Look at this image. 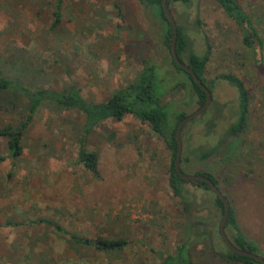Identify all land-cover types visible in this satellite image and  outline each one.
I'll return each instance as SVG.
<instances>
[{"label":"rangeland","instance_id":"obj_1","mask_svg":"<svg viewBox=\"0 0 264 264\" xmlns=\"http://www.w3.org/2000/svg\"><path fill=\"white\" fill-rule=\"evenodd\" d=\"M53 1L0 0L1 79L28 90L62 91L70 83L84 100L102 102L152 65L153 92L166 104L169 121L196 109L185 75L171 69L163 24L150 8L134 0H63L53 26ZM236 2L263 39L259 69L212 0L169 5L187 39L181 58L206 55L203 78L211 90L205 111L180 130L181 168L216 179L238 228L263 257L264 0ZM225 74L239 78L249 97L247 122L236 138L226 135L235 93L215 79ZM10 87L0 89V128L25 116L24 99L12 96ZM81 122L76 112L44 105L20 136L18 156H9L0 137V264H155V252L172 254L184 240L188 222L195 225L192 233H207L192 238V264H226L219 257L227 249L218 235L221 215L213 194L184 184L183 210L168 187L169 151L147 125L124 115L88 132L83 145L97 158L93 176L77 162ZM196 147L216 149L199 160L190 153ZM69 236L120 238L126 246L107 255Z\"/></svg>","mask_w":264,"mask_h":264},{"label":"trees","instance_id":"obj_2","mask_svg":"<svg viewBox=\"0 0 264 264\" xmlns=\"http://www.w3.org/2000/svg\"><path fill=\"white\" fill-rule=\"evenodd\" d=\"M143 7L150 8L154 16L163 24L160 29L161 42L163 47L166 49L169 57V63L171 69L175 72H181L185 75L187 82L185 85L187 89L194 96V104L196 108L200 107L205 99L203 91L193 82L191 77L176 67L173 63L170 53L169 45L171 42V30L170 26L165 19V16L161 10V0H134ZM217 8L222 12L224 17L234 24L239 36L242 47L247 51L252 59L254 67H260L259 55L262 49L263 39L261 38L259 31L255 27L254 21L251 17L244 13L236 0H212ZM172 2L188 6L190 0H167L166 5L170 11L169 5ZM63 0H54L52 4V25H56L60 21L61 7ZM171 12V11H170ZM176 39H175V53L178 59L183 62L204 84L205 88L209 91L211 96V90L206 85L203 78V69L206 62V55L197 56L192 52L186 54L185 60L181 58L182 53L186 51L187 39L183 29L176 25ZM152 65L145 66L140 74H137L134 81H130L127 85L112 91L109 96L102 102H88L84 100L77 88L68 83L62 91H54L47 88H34L27 89L22 86L19 82L14 81L11 83L8 80L0 78V89L6 91L8 86H11L10 93L15 98L20 97L24 99L23 112L24 118L22 121H18L15 126L7 125L6 127L0 128V137L6 139L7 150L9 156L15 158L20 153L19 138L25 131L29 123L31 122L33 115L41 106H49L54 108L57 112H76L80 115L82 122L80 125V139L77 148V162L82 164L83 167L89 171L93 176H96V155L88 152L84 148V138L95 126L106 119L120 120L124 115H130L141 124L147 125L150 131L159 138L169 151V164H168V187L172 195L179 198L183 203V185L188 183L187 181L181 180L173 170V160L175 155V140L174 130L176 124L186 116V114L180 112L175 113L173 122L169 121L167 113L165 111L166 104H162L159 97L153 92L152 84ZM218 79L227 84L235 93V111L234 121L228 125L226 129V135L236 138L242 131L247 122L249 113V97L247 90L239 78L231 74H225L217 76ZM177 88L184 87L182 83H177ZM17 96V97H16ZM19 113L20 115L23 113ZM193 120V119H192ZM191 121V120H190ZM183 127V126H182ZM181 127V129H182ZM180 129V130H181ZM215 147L212 148H201L196 147L190 151L191 154L203 160L209 157L214 151ZM5 159V156H0V162ZM185 161L184 157L179 159V168L182 173L181 164ZM200 174L209 179L224 196L222 191L218 188L216 179L210 174L206 173H193ZM193 186L209 191L208 187L203 182H190ZM225 197V196H224ZM226 198V197H225ZM213 206L222 214V205L220 201L213 196ZM183 205V210L186 209V204ZM221 219V218H220ZM8 225V224H7ZM194 224L188 222L186 224V233L184 240L175 246L172 254H163L161 252H155V264H192L190 258V248L194 244L192 238L195 235L207 236V233L202 231L197 233L194 229ZM229 229L230 235H227L224 231L226 238L235 248L244 250L250 253L259 255L256 245L248 240L237 226L236 214L229 206L228 216L224 224V230ZM54 230L58 233H64V231L57 225L54 226ZM69 239L76 245L91 247L94 250L102 252L107 255L119 254L124 247L126 242L123 239H107L102 237L84 238L69 236ZM261 256V255H260ZM222 261L226 264L240 263V264H259L250 258L237 256L229 252L228 250L219 256ZM264 258V256H263Z\"/></svg>","mask_w":264,"mask_h":264},{"label":"water","instance_id":"obj_3","mask_svg":"<svg viewBox=\"0 0 264 264\" xmlns=\"http://www.w3.org/2000/svg\"><path fill=\"white\" fill-rule=\"evenodd\" d=\"M166 1L167 0H161L160 6H161L162 13L165 16V19L167 20L170 26V30H171V42L169 45V53H170L171 59L176 67L180 68L181 70L186 72L191 77L193 82L203 91L205 95L203 104L199 108H197L195 111H193L192 113L183 117L175 126V130H174L175 155H174V160H173V170L176 173V175L183 181L205 183L209 191L213 194V196H215L220 201L222 205V214H221V219L218 224V235L224 247L234 255L247 257L259 264H264V258L262 256L235 248L226 238L224 234V224L228 216L229 204H228L227 199L219 192L216 186L205 176H202L200 174H185V173H182L179 168V159H180V154H181L180 129L186 122L198 117L203 111H205L210 101V93L205 88V86L200 82V80L195 76V74L183 62H181L176 56V53H175V39H176V32H177L176 24L174 22L171 12L167 8Z\"/></svg>","mask_w":264,"mask_h":264},{"label":"flooded vegetation","instance_id":"obj_4","mask_svg":"<svg viewBox=\"0 0 264 264\" xmlns=\"http://www.w3.org/2000/svg\"><path fill=\"white\" fill-rule=\"evenodd\" d=\"M203 85H204V84H203ZM198 108H199V107H198ZM196 109H197V108H196ZM196 109H195V110H196ZM195 110H194V111H195ZM203 112H204V111H203ZM203 112H202V113H203ZM202 113H201V114H202ZM201 114H200V115H201Z\"/></svg>","mask_w":264,"mask_h":264}]
</instances>
